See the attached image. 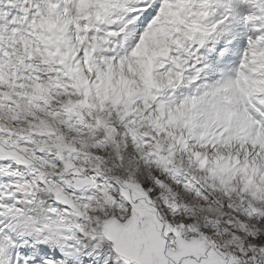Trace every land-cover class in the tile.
I'll return each instance as SVG.
<instances>
[{"label": "snow or ice", "instance_id": "1", "mask_svg": "<svg viewBox=\"0 0 264 264\" xmlns=\"http://www.w3.org/2000/svg\"><path fill=\"white\" fill-rule=\"evenodd\" d=\"M0 264H264V0H0Z\"/></svg>", "mask_w": 264, "mask_h": 264}]
</instances>
